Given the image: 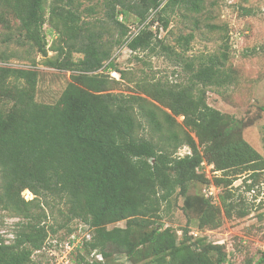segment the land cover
<instances>
[{"label":"trees","instance_id":"16d2710c","mask_svg":"<svg viewBox=\"0 0 264 264\" xmlns=\"http://www.w3.org/2000/svg\"><path fill=\"white\" fill-rule=\"evenodd\" d=\"M164 1L104 0L107 22L102 24L80 20L73 0H0V21L1 12L11 13L24 39L41 56L47 55L42 29L48 9V22L61 41L48 64L71 73L58 102L42 104L34 99L35 70L0 67V209L20 219L12 243L0 236V264H28L32 253L43 247L44 209L51 201H63L70 218L93 229L91 240L83 245L104 260L120 253L132 264H220L215 246L197 251L178 241L168 227L143 231L151 219L168 213L176 192L183 195L191 182H208L198 172L203 162L222 175L264 166L226 117L206 102L207 87L228 81L220 69L224 55L197 62L186 59L183 52L192 34L175 38V46L181 48L176 52L150 29L154 21L168 27L167 10L200 14L205 0ZM128 15L142 26L133 34L122 22ZM110 27L117 36L105 41ZM114 46L133 53L156 54L159 49L174 55L186 79L143 83L138 86L140 95L114 93L107 78L93 75L110 60ZM72 52L82 58L74 61ZM108 67L116 71L112 62ZM177 117L183 118L180 124ZM183 146L190 153L176 155ZM214 182L228 186L232 181L221 177ZM23 190L34 198L25 201ZM211 220L207 212L201 216L202 224ZM122 221L124 227H107ZM213 250L216 258L210 256ZM254 264H264V251Z\"/></svg>","mask_w":264,"mask_h":264},{"label":"rangeland","instance_id":"374dc122","mask_svg":"<svg viewBox=\"0 0 264 264\" xmlns=\"http://www.w3.org/2000/svg\"><path fill=\"white\" fill-rule=\"evenodd\" d=\"M204 4V10L198 15L183 9L167 10L164 15L169 21L168 27L164 29L161 22L154 21L150 29L158 39L175 47L176 52H181V48L175 46V38L192 34L189 48L183 52L186 59L197 62L224 55L220 69L226 72L228 81L207 87L206 102L220 111L232 130L264 160V0H205ZM72 7L78 9L82 21L107 22L103 16L104 0H73ZM85 8H93V12L87 14ZM240 8L250 12L243 13ZM152 16L147 22L150 23ZM122 22L129 34L142 27L132 15ZM110 29L111 34L105 33L103 40L110 41L112 34L113 38L117 36L116 29ZM42 31L47 45L46 56L36 53V48L24 39L18 20L11 13L1 12L0 67L35 70V101L55 104L70 81L71 73L56 70L48 64V58L56 56V48L61 45L48 22V9ZM110 52V60L93 75H101L111 83L118 81L117 84L110 83L114 93L140 95L138 86L143 83H179L186 79L174 55L159 49L156 54L133 53L124 46H114ZM71 55L74 61L82 58L80 53L72 52ZM109 62L114 64L116 71L108 67ZM118 72L123 74L122 77ZM3 101L6 102V98ZM182 119L177 117L176 121L180 124ZM189 153L190 150L183 146L176 155ZM198 172L203 173L208 182H191L183 195L176 192L168 213L161 219H151L150 226L143 231L168 227L177 233L178 241L190 244L197 251L215 246L220 264H254L264 251V166L257 171L241 167L222 175L203 162ZM221 177L232 182L228 186L216 185L215 178ZM26 191L23 190L21 196H26ZM29 197L28 201L34 198L32 194ZM67 208L63 201H51L50 208L44 209L47 239L40 250L32 253L28 264H92L94 261L132 264L124 254L111 253L104 260L97 251L89 252L83 244L91 240L93 229L79 219L70 218ZM225 211H229V215ZM205 212L213 221L202 224L201 216ZM19 221L0 209V236L6 244L12 243L19 230ZM124 225L122 221L107 227ZM210 256L216 258L215 250Z\"/></svg>","mask_w":264,"mask_h":264},{"label":"built area","instance_id":"2783aa9c","mask_svg":"<svg viewBox=\"0 0 264 264\" xmlns=\"http://www.w3.org/2000/svg\"><path fill=\"white\" fill-rule=\"evenodd\" d=\"M26 193H27L26 196L24 194H22V196H23L24 199L27 200L28 198H30L29 195L31 196V193L29 191H26ZM67 248H69V246H67Z\"/></svg>","mask_w":264,"mask_h":264}]
</instances>
